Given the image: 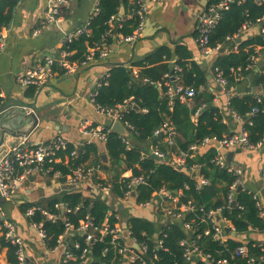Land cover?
<instances>
[{
    "label": "trees",
    "instance_id": "trees-1",
    "mask_svg": "<svg viewBox=\"0 0 264 264\" xmlns=\"http://www.w3.org/2000/svg\"><path fill=\"white\" fill-rule=\"evenodd\" d=\"M19 1L0 0V30L7 27L12 10ZM132 1L130 4L128 0H98V12L89 18V33L63 46V50L70 53V60L83 61L90 47L111 46L117 33L122 36L131 34L137 23L136 18L126 20L120 29H114L111 32H109L108 21L111 16L119 12L121 5L124 6L127 14L130 13L136 0ZM218 1L211 0L207 8ZM68 14L67 7L60 8V15L63 18H67ZM245 22L251 25L242 35L241 42L236 45V51L218 53L213 67H218L223 72L227 85L234 94L228 101V109L240 119L245 118L242 122V129L247 134L248 142L256 144L262 141L264 136V98L263 96L254 97L252 94L238 96L235 91L242 80L248 76L252 77L253 84L257 88H264V64L262 65V62L258 72L254 73L255 67L244 71L256 47H259L260 55L264 53V37L260 32L261 28L264 29V4H258L255 0L231 3L229 9L222 13L221 20L212 30L209 36V46L227 47L226 37L236 33ZM256 26L259 32L248 34L250 29ZM95 58H98L97 55ZM146 62L151 64L152 61L148 59ZM176 64L180 68L176 73L168 64H159L152 68L144 67L145 69L138 72L139 79H133L132 71L126 67H113L108 72V76L103 79L104 83L97 87L94 102L103 109L118 112L120 106H125V101H130L132 105L123 108L121 112V121L132 127L131 134L136 142L127 148L122 138L111 131L104 142L95 141L84 144L79 153H77V146L68 143L66 150L57 154L59 160L50 166L63 175L71 173L81 165L96 166L100 163L104 169L112 167L115 172L112 179L102 181L94 177L91 180L101 184L110 183L111 193L116 198L122 197L127 189L128 179L121 178V174L129 170L132 176H142L146 181L145 185L137 188V203L155 199L162 190L174 196L180 192V204L191 201L193 209L183 213L180 221H172L168 224L165 220L159 229L146 218L131 216L127 219L130 236L138 244L146 246V256L157 255L152 260L153 264H205L203 260L187 261L183 257V247L180 246V242L190 238L195 241L203 254H210L215 259L227 258L231 264H247L246 259L234 256L233 252L245 245L248 255L257 257L264 245L246 238L252 230L264 231V220L259 216V209L252 193L243 190L237 195L236 204L226 206V196L229 186L234 181V176L214 165L212 161L216 150L212 146L206 148L201 146L194 152H190L184 167H179L175 163L174 158L179 151H188L191 145L200 144L204 139L221 140L224 136L233 134L229 126L223 122L222 110L214 103L218 90L215 88L209 91V81L205 70L199 64L185 60L184 56H179ZM231 69L243 70V79L235 81ZM166 73L177 76L184 88L192 89L193 98L181 101L179 96H175L170 99L167 95V88L163 85V76ZM142 79L162 84L156 86L142 82ZM254 108L257 112L252 113ZM164 123H168L176 132L173 145L163 141L166 136L162 129ZM98 143L104 145L108 158L106 164L99 155L96 146ZM148 144L165 155L162 162L149 154L142 156L146 154L145 149ZM200 150L204 151L199 153ZM73 151L75 152L74 157L66 160V157ZM194 164L199 165L198 174L208 180L207 185H197V177L189 172ZM58 202L65 204L70 212L55 223L43 222L47 232L46 243L49 247H54L57 239L62 235L63 219L68 220L74 227H78L80 221L89 217L93 224L89 230L92 232L93 228H96L93 231L96 236H99L101 227L107 226L110 230L119 222V211H110L106 200L99 196H94L92 199L86 198L80 191L70 190L59 198L48 201L44 208L60 214V210L54 208ZM221 207L223 209L220 218L227 220L234 231L232 235L226 236L224 242L215 240L211 235H204V231L211 227L206 214L210 210ZM26 208L27 206H23L22 210ZM158 211L161 215L160 210ZM177 211L174 209V213ZM31 219L34 222L43 221L38 212ZM183 223L190 224L189 232L183 229ZM155 234H158L161 241L159 249L156 248ZM111 239V234H106L101 241L87 245L85 236L75 233L72 241L78 242L80 248L72 250L75 255L79 256L82 249L89 248L88 258H91L89 264H124V258L113 248L110 243ZM0 244L7 248L8 263L18 264L15 247L6 243L3 237ZM104 249L106 252H103Z\"/></svg>",
    "mask_w": 264,
    "mask_h": 264
},
{
    "label": "crops",
    "instance_id": "crops-1",
    "mask_svg": "<svg viewBox=\"0 0 264 264\" xmlns=\"http://www.w3.org/2000/svg\"><path fill=\"white\" fill-rule=\"evenodd\" d=\"M95 1L69 0L68 17H62V22L56 26L42 24L43 14L49 7L47 0H20L12 10L7 27L1 29L5 38V49L0 53V110L2 108L12 110L11 115L14 116L16 115L15 111H22L21 108L26 107L29 110L28 113L23 111L26 115L35 114L38 124L33 131L27 132L28 134L24 136L28 142L42 145L56 136H61L67 143L77 146L80 150L86 144V138L79 130L82 121H89L92 126L99 129L111 128L114 122L112 116L98 112L92 102V94L96 89L97 81L103 74L116 66L126 67L132 73L159 64H168L173 68L174 65H177L179 56H184L185 60L199 64L205 70L209 81V91L215 88L218 90L214 103L223 112V122L229 126L230 132L233 134L242 131L243 119L228 109V101L234 94L231 90L225 93L218 89L213 79V62L218 54L212 58H204L197 42V16L211 0H144L147 9L146 18L142 36L138 41L124 43L115 37L112 45L108 46L109 54L103 60L98 59L88 66L80 68L71 76L65 75L62 70L58 69L53 79L40 89L21 88L16 82V76L32 68L45 57L57 58L63 51L61 44L63 34L85 24L94 8ZM132 2V0H128V3ZM121 8L124 10V14H127L123 5L120 6L118 13ZM35 30L39 31L37 35L33 34ZM258 32L256 26L250 29L248 34H257ZM245 33L246 31L243 34ZM236 45L235 42L228 43L227 47H224V53L236 51ZM260 56L254 73L258 72L261 62L262 65L264 64V53ZM148 59L152 61L151 64L146 62ZM31 90H33L32 93ZM235 93L238 96L252 94L254 97H259L264 95V88H257L253 84L252 77L248 76L242 80ZM16 135L17 133L15 135L8 134L2 148L4 149L6 145L15 141L14 138L20 137ZM127 139L131 144L136 142L135 138ZM163 141H167L166 137L163 138ZM96 146L100 157L106 155L103 144L98 143ZM210 146L214 147L217 152V148L213 145H206L204 148ZM152 149V145L148 144L145 153H149ZM203 151L200 150L199 153ZM226 152L234 153L231 164L242 170L241 183L244 190L255 194L264 210V188L261 184L264 143L257 150L238 148L226 150ZM104 163L106 164L108 161ZM96 166H99L95 174L96 179L105 181L112 179L115 173L112 167L104 169L100 163ZM130 174L129 170H125L121 176L127 177ZM63 182L34 174L19 185L10 200L0 202L2 218L13 223L17 235L23 241L28 264H60L62 247H49L46 241L41 240L24 215L23 206L36 205L44 208L48 201L59 198L70 190L80 191L86 198L92 199L94 196H99L106 200L110 211H119L118 223L124 232L126 242H129V237L125 234L129 228L126 221L131 216L149 219L157 229L166 220L162 214H159L155 206L140 209L134 205L132 199L121 202L112 194L100 193L96 183L92 180L81 181L71 189ZM2 218H0V240L3 237ZM233 232L230 231L228 234L232 235ZM246 238L264 244V231L252 230ZM0 264H9L7 248L1 244Z\"/></svg>",
    "mask_w": 264,
    "mask_h": 264
},
{
    "label": "built area",
    "instance_id": "built-area-1",
    "mask_svg": "<svg viewBox=\"0 0 264 264\" xmlns=\"http://www.w3.org/2000/svg\"><path fill=\"white\" fill-rule=\"evenodd\" d=\"M49 7L43 14L42 24H52L56 25L58 22L62 21V16L60 15V8L67 7L69 0H47ZM243 0H219L216 4L206 7L204 10L199 12L198 26H197V42L201 55L204 58H212L218 54L220 45L216 47L209 46V36L216 26V24L221 20L222 13L229 9V6L233 2L241 3ZM258 4H264V0H255ZM146 5L144 0H136L134 8L128 14L117 13L110 17L109 32L114 29H120L123 23L134 17L137 20L136 26L133 32L129 35L122 36L117 33V37L124 43H134L138 41L142 36V31L144 27V21L146 18ZM98 12V0L95 1L94 8L89 16V18ZM89 18L85 24L74 30L65 32L63 34L61 44L62 46L68 45L69 43L77 40L80 36L89 33ZM258 22H260L258 20ZM249 22H245L242 27L234 33L232 36L226 37L225 41L228 43H234L236 39L240 38L241 35L250 27ZM39 31L35 30L34 35H37ZM261 34L264 37V29H260ZM5 49V38L3 36L2 30H0V53ZM109 48L107 46H95L87 49L85 58L81 62L71 61L70 53L63 50L60 55L56 57L48 56L45 57L41 62L37 63L32 68L27 69L25 72L16 76V82L23 88L33 87L35 89H40L47 85L55 76L56 70H62L65 75L71 76L76 73L80 68L88 66L89 64L95 62L96 60H103L109 54ZM97 55L98 58H95ZM259 47H256L254 53L249 58V64L244 68V71H248L255 67L260 60ZM56 68V69H55ZM173 72L176 73L180 70L178 65L173 66ZM241 69H231L232 75L235 81H241L243 79ZM213 79L215 85L221 91L228 93L230 89H227V79L224 77L223 72L218 68H213ZM133 79H139L138 72H133ZM108 76V72L103 74L97 81L96 89L92 94V102L94 103L96 110L98 112L112 116L114 122H119L124 128H126L130 133L132 132V127L126 122L121 121L122 110L128 106H131L130 101H125V106H120L118 112L103 109L95 104L94 98L97 94V87L104 83L105 77ZM142 82H148L149 84H154L156 86H161L162 83H153L147 79H142ZM106 83V82H105ZM163 85L167 88V95L172 99L175 96H179L181 101L190 100L194 96V91L190 88H184L179 83V78L172 74L166 73L163 76ZM264 98V95H263ZM172 102H170L171 104ZM21 110L28 113L29 110L26 107H22ZM257 112V109H252V113ZM197 113V112H196ZM163 131L166 133V142L169 145H173L174 138L176 137V132L168 123H164L162 127ZM80 133L86 138V144H90L93 141L104 142L106 136L111 132V128L99 129L94 126L89 121H82L80 124ZM122 142L129 148L131 143L126 137H121ZM264 143V136L262 141L256 144H250L247 139L246 132L242 129L239 133H234L229 136H224L221 140L216 139H204L200 144H193L188 148V151H179L175 155V163L179 167H184L185 161L190 156V152H194L197 148L206 145H213L217 148V152L213 159L215 166L221 169H225L228 173L234 176V181L229 186L228 194L226 196V206L229 207L231 204H236V189L239 184H242V170L226 161V150H236L238 148H247L249 150H257L262 147ZM67 141L61 136H56L46 144L34 145L28 142L27 138H22L20 141L13 143L9 148H7L0 155V199L10 200L19 185L25 182L30 176L34 174H39L41 176L51 177L53 180L64 181L68 187L73 188L81 181H89L95 177L97 169L99 166H86L81 165L76 167L71 173L63 175L58 170H53L50 164H53L59 160L57 154L61 151L66 150ZM218 144V147L216 146ZM226 152V153H225ZM147 154L156 156L158 158L164 159L165 155L156 149H152ZM75 152H71L68 158L74 157ZM199 165L194 164L190 167L189 172L195 174L198 180V186H204L208 184V180L202 176H199ZM121 178L128 179L127 189L123 196L118 198L121 202H126L128 200H134V205L140 209H147L155 206L156 210H160L162 215L167 220L180 221L183 213H187L193 209L191 201L186 204L179 203V194L173 195L172 193L161 191L157 197L151 199L144 203H137V188L141 185H145L146 181L142 176H129L122 175ZM105 181V180H102ZM261 184L264 188V166L261 170ZM100 193L104 195H111L110 183L95 184ZM134 194V195H133ZM253 198L256 200V205L259 209V216L264 220V210L261 208L257 197L252 194ZM167 204V205H166ZM63 206V210L61 207ZM55 209L60 210V214L56 212L49 211L47 209L41 208L36 205L27 206L24 210V215L30 221L32 227L37 232L41 240L46 241L47 232L44 228L43 222L48 221L55 223L59 221L63 216L70 212V210L65 206V204L58 202L54 205ZM174 209L178 211L174 213ZM223 207L216 210H210L206 214V219L211 224L209 229L204 231V235H211L212 238L220 242H224L227 235L224 234V227H229L230 231H233L230 223L220 218V213ZM39 213L42 216L43 221L34 222L32 217L35 213ZM0 218H2V211L0 208ZM64 230L62 235L57 239L54 247H62V255L60 264H86L87 258L89 257L90 250L85 247L79 256L73 253L72 249H79L80 245L76 241H72L75 233H80L85 236V243L90 245L91 243L101 241L104 235L111 234V245L116 250V252L124 258V264H153V259L157 257L153 254L152 257H147V248L144 245L138 244L131 236L129 230L125 234L129 237V242H126L124 238V232L119 225L115 224L110 230L107 226H103L99 229V236H96L93 231L90 232L89 229L93 227L89 217L80 221L78 227H74L68 220L63 219ZM2 229L3 238L6 243L15 247V256L18 264H28L25 248L22 239L17 235L15 227L12 222L4 220L2 218ZM183 229L187 232L191 230L189 223H183ZM70 237V241L66 242V238ZM156 238V248L161 247V241L159 240L158 234H155ZM180 246L183 247V257L187 261H191L192 257L195 256L197 260H203L205 264H231L227 258L215 259L210 254H203L202 251L198 249L193 239H183L180 242ZM106 252V249L103 250ZM233 255L236 257H241L246 259L247 264H264V245L261 248V252L257 257L249 256L248 249L245 245L238 247Z\"/></svg>",
    "mask_w": 264,
    "mask_h": 264
},
{
    "label": "water",
    "instance_id": "water-1",
    "mask_svg": "<svg viewBox=\"0 0 264 264\" xmlns=\"http://www.w3.org/2000/svg\"><path fill=\"white\" fill-rule=\"evenodd\" d=\"M120 13H124V10L121 8L120 9ZM62 22V21H61ZM61 22H58L57 25H59ZM241 42V39H237L235 40V43L238 44ZM225 48L222 47L219 50V53H224ZM227 89H229V86L227 87ZM13 109V108H12ZM15 109V107H14ZM15 111V110H14ZM12 110L6 109V108H2L0 110V155L2 153L3 150H5L6 146L7 148H9L13 143L20 141L26 134H28L27 132H31L33 131V129L36 128L37 126V117L35 116L34 113H31L30 115H26L23 110L22 111H15L16 115L12 116L11 115ZM243 120H245V118H243ZM21 124V126H19ZM111 131L116 133L117 135H119L120 137H126V138H134L133 134H131L126 128H124L122 126L121 123L119 122H113L112 127H111ZM15 133H17L16 136H20L19 138H14L15 141L13 140V142H11L10 144L6 145L5 148L3 149V144L5 143L6 139L5 137L9 134V135H15ZM23 136V137H21ZM218 147V144L216 145ZM79 149H77V153H79ZM234 153L233 152H229L226 154V161L228 163H232V159H233ZM152 157L154 159H156L157 161L162 162L163 159L158 158L156 156ZM101 159L103 162H107L108 158L107 156L104 154L101 156ZM193 176H196L195 174H193ZM243 185L239 184L237 186L236 189V193H235V197H237V195L243 191ZM134 195V194H133ZM4 199H0V202H4ZM61 210H63V206L61 207ZM167 223H172L171 220H167ZM230 232V228L229 227H224V234L228 235V233ZM70 241V237L66 238V242ZM193 261H196L197 258L195 256L192 257ZM91 261V258H88L87 260V264H89Z\"/></svg>",
    "mask_w": 264,
    "mask_h": 264
}]
</instances>
